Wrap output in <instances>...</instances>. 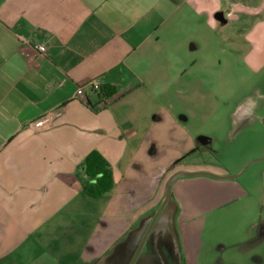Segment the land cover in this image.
<instances>
[{
  "label": "crops",
  "instance_id": "obj_1",
  "mask_svg": "<svg viewBox=\"0 0 264 264\" xmlns=\"http://www.w3.org/2000/svg\"><path fill=\"white\" fill-rule=\"evenodd\" d=\"M221 42L229 54L242 52L246 70H260L264 0H0V264L46 256L127 264L140 230L125 239V216L155 217L164 201L157 189L141 201L136 189L124 195L119 187L136 186L135 176L154 185L172 173L208 176L195 166L175 167L169 176L164 168L198 149L184 125L203 99L205 79L193 71ZM91 79L107 94L86 88L76 96ZM190 101L196 112L188 110ZM173 138L167 166H151L165 159L156 151ZM92 151L107 161L114 183L97 198L83 189L81 166ZM110 195L120 203L111 217L88 210V199ZM255 237L246 245L255 251L249 259L227 264H264V242L253 243Z\"/></svg>",
  "mask_w": 264,
  "mask_h": 264
},
{
  "label": "rangeland",
  "instance_id": "obj_2",
  "mask_svg": "<svg viewBox=\"0 0 264 264\" xmlns=\"http://www.w3.org/2000/svg\"><path fill=\"white\" fill-rule=\"evenodd\" d=\"M229 53L228 44L221 42L211 45L204 58L200 57L201 64L198 63L193 75L205 79L202 104L196 108L198 114L193 120L184 124L195 137L189 145L198 149L172 169L164 168L168 176L175 167L194 166L209 175L179 176L170 183L180 172L172 173L157 185L135 176L136 186L119 187L124 195L128 189H136L141 201L152 197L156 189L157 197L163 195V201L169 195L163 224L152 222L154 217L148 220L152 211L139 219L125 216L128 226L125 239L140 230V253L133 259L137 254L134 251L130 260L127 259L128 264H212L220 260L227 264L252 256L255 251L246 247L252 235L256 236L253 243L264 242V64L260 70L251 72L244 68L241 51ZM192 91L186 92L189 97ZM187 107L196 112L191 101ZM195 140L203 146L199 148ZM169 142L172 145L164 149L159 146L160 151H156L159 157L166 156L165 159L151 166H167L169 157L175 154L172 146L176 139ZM114 199L111 195L88 199V210L96 208L111 217L116 204L120 206ZM125 212L129 213L126 209ZM107 220L109 223L110 219ZM54 258L40 257L34 264H68L63 258L57 257L55 261Z\"/></svg>",
  "mask_w": 264,
  "mask_h": 264
},
{
  "label": "trees",
  "instance_id": "obj_3",
  "mask_svg": "<svg viewBox=\"0 0 264 264\" xmlns=\"http://www.w3.org/2000/svg\"><path fill=\"white\" fill-rule=\"evenodd\" d=\"M101 93L107 94V89L102 87ZM81 167L88 179L83 188L88 197L97 198L112 190L114 183L111 168L97 151L90 152Z\"/></svg>",
  "mask_w": 264,
  "mask_h": 264
},
{
  "label": "built area",
  "instance_id": "obj_4",
  "mask_svg": "<svg viewBox=\"0 0 264 264\" xmlns=\"http://www.w3.org/2000/svg\"><path fill=\"white\" fill-rule=\"evenodd\" d=\"M34 48H35V50L38 53L44 54L46 52V48L43 45H36ZM86 88L89 91H91L93 93H97L98 95H100L101 94L102 85H101V83L99 82L98 79H91L88 82H86L85 84L78 86V88L76 90V96L80 97V96L84 95V90ZM57 115H58L57 113L56 114L54 113V114L46 115L45 117L41 118L36 123V127L37 128H42V127L46 126Z\"/></svg>",
  "mask_w": 264,
  "mask_h": 264
},
{
  "label": "flooded vegetation",
  "instance_id": "obj_5",
  "mask_svg": "<svg viewBox=\"0 0 264 264\" xmlns=\"http://www.w3.org/2000/svg\"><path fill=\"white\" fill-rule=\"evenodd\" d=\"M262 121H263V123H264V118L262 119ZM164 201H165V200H164ZM168 208H169V204L164 202V203L162 204V209H161V211L158 213V215L155 216L153 220H152V217H150L148 220H149V221L152 220V222H154V221L157 220L160 224H163V223L165 222V218H166L167 213H168ZM149 221H148V222H149ZM139 245H140V242L138 243L137 247H136L135 250H134L135 252H137V254L134 255L133 259H135L136 256H138V254L140 253V251H139L140 248H138ZM137 248H138V250H137ZM129 260H130V259H129ZM127 264H128V263H127Z\"/></svg>",
  "mask_w": 264,
  "mask_h": 264
},
{
  "label": "water",
  "instance_id": "obj_6",
  "mask_svg": "<svg viewBox=\"0 0 264 264\" xmlns=\"http://www.w3.org/2000/svg\"><path fill=\"white\" fill-rule=\"evenodd\" d=\"M186 175L191 176V174L179 173V174L175 175V176L173 177V179H171L170 183H172L173 180H175L177 177H179V176H186ZM208 175H209V174H208ZM170 183H169V184H170ZM167 193H168V191H167ZM164 200H165V201H164L165 203H168V204H169V195H168V194L166 195V197H165Z\"/></svg>",
  "mask_w": 264,
  "mask_h": 264
}]
</instances>
